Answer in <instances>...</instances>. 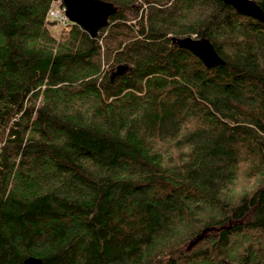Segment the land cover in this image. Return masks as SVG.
Segmentation results:
<instances>
[{"label":"trees","instance_id":"obj_1","mask_svg":"<svg viewBox=\"0 0 264 264\" xmlns=\"http://www.w3.org/2000/svg\"><path fill=\"white\" fill-rule=\"evenodd\" d=\"M55 1L0 0V264H264V22L102 0L92 37Z\"/></svg>","mask_w":264,"mask_h":264},{"label":"water","instance_id":"obj_2","mask_svg":"<svg viewBox=\"0 0 264 264\" xmlns=\"http://www.w3.org/2000/svg\"><path fill=\"white\" fill-rule=\"evenodd\" d=\"M233 7L237 13L253 17L264 22L263 10L253 0H222ZM65 14L70 22L76 23L92 37L106 27L109 19L117 12L114 4L102 0H63ZM174 45L184 48L198 57L206 68L223 65V59L218 55L211 42L204 36L201 38L187 37L173 39ZM125 67H120L117 73ZM26 264H43L42 260L30 257Z\"/></svg>","mask_w":264,"mask_h":264},{"label":"built area","instance_id":"obj_3","mask_svg":"<svg viewBox=\"0 0 264 264\" xmlns=\"http://www.w3.org/2000/svg\"><path fill=\"white\" fill-rule=\"evenodd\" d=\"M58 3V5H57ZM62 0H56L53 9L50 11V18L59 20V22H64L67 20L65 14V7H61Z\"/></svg>","mask_w":264,"mask_h":264},{"label":"rangeland","instance_id":"obj_4","mask_svg":"<svg viewBox=\"0 0 264 264\" xmlns=\"http://www.w3.org/2000/svg\"><path fill=\"white\" fill-rule=\"evenodd\" d=\"M57 5H58V3H57ZM51 28H52V31L54 32L55 35H58L60 30H61L60 26H57V25L51 26Z\"/></svg>","mask_w":264,"mask_h":264}]
</instances>
